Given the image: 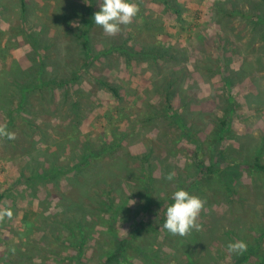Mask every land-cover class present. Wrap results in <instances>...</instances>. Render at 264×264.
I'll return each mask as SVG.
<instances>
[{
	"label": "rangeland",
	"instance_id": "rangeland-1",
	"mask_svg": "<svg viewBox=\"0 0 264 264\" xmlns=\"http://www.w3.org/2000/svg\"><path fill=\"white\" fill-rule=\"evenodd\" d=\"M132 2L137 16L109 36L92 20L102 0H0V125L22 84L53 81L27 93L15 114L17 145L0 138V210L12 211L0 220V264H101L112 236L129 245L116 264H231L245 253H229L228 243L255 238L264 251V173L247 167L255 156L264 164V0ZM145 41H158L164 58ZM90 148L101 157L79 172ZM199 164L236 178L225 189L213 176L189 192L204 201L200 229L177 240L161 217ZM52 165L65 172L33 178ZM142 168L153 175L149 195L133 176ZM77 201L87 208L72 213Z\"/></svg>",
	"mask_w": 264,
	"mask_h": 264
},
{
	"label": "trees",
	"instance_id": "trees-1",
	"mask_svg": "<svg viewBox=\"0 0 264 264\" xmlns=\"http://www.w3.org/2000/svg\"><path fill=\"white\" fill-rule=\"evenodd\" d=\"M174 8H176L174 6ZM81 38V47L84 49V54H85V57L84 59H87L88 56H91V47L89 45V40H88V33L85 29H83L81 31V34L79 36ZM36 39H38V36H36ZM39 40V39H38ZM37 40V41H38ZM37 41H34L35 44ZM146 42V43H145ZM144 44H143V47L144 48H148V50L146 51L147 53H153V55L156 57V58H160V59H163L165 54L167 53V51L163 50V46L159 44V42L157 41L156 43L155 42H152V41H145ZM153 43V45H152ZM38 44V42H37ZM121 51L123 50V46L120 48ZM106 52H101V54H104ZM146 53V54H147ZM41 70V71H40ZM42 68L39 69L38 74L41 75L42 74ZM72 73H77V72H72ZM78 78L77 75H75L74 77H70L68 81H64L62 84H69L71 82H74L76 81ZM37 81L36 82H28L27 85L26 84H22L23 86H21V91H22V94H21V99L19 101V104L17 107H14V108H10L9 111H8V114H7V120H5V122L3 123V125H6L7 126V129L9 131L12 132V129H13V125H15V114L19 113V111L22 109L21 107H24L25 106V103L27 101V93H29L31 90H35V89H39V88H42V87H47L50 83H53V81H48L46 79H43V77H40L38 76V78L35 80ZM69 82V83H68ZM103 85L108 89L110 90L112 93H113V96L117 99H119L120 95H119V91H118V88L117 86H114L110 83H107V82H102ZM61 84V85H62ZM14 87L16 88L17 87V83L16 84H12L11 87ZM20 86V85H19ZM166 101H167V104L164 105V107H161L160 109L162 110L161 112H166L168 113V111L170 109H172V106L168 105V101H170V96H169V93L166 94ZM74 105H76V102L73 103ZM154 114V113H153ZM152 114V115H153ZM172 117V120H174V115L171 116ZM220 126H223L225 125V122L224 120L220 121ZM184 127V126H182ZM221 128V127H219ZM183 132H186L188 131L186 128H183ZM224 130V129H222ZM55 132V131H54ZM185 134V133H184ZM61 136V133L59 131H56L55 132V135L54 136ZM68 135V134H67ZM216 135L218 137H222V131L219 130L218 132H216ZM56 136V137H57ZM5 139L8 143L11 142L13 145H17V143L15 142V139L14 140H7L6 138H3ZM198 146V145H197ZM111 147H107L105 146V151L108 152V150L110 149ZM74 149V148H73ZM100 156V153L98 151H94L90 148L89 151H87L83 157L81 158V160H79V164L76 166V169L79 171V172H85L84 169L86 168H90L91 167V164L93 161H96ZM150 155L149 153L145 154L144 156H142V161H141V165L144 164L146 161H148L150 159ZM260 158L258 156H255V158L253 159V162L252 164H247V167L249 169H255V170H260L264 173V164L260 163L259 160ZM201 167H200V172H199V177H197V179H194L193 182H191V184L187 187V191L188 192H191L193 190V188H200L201 186H206V184H209V181H211L212 177L213 176H217L219 175L220 176V183H219V186H222L224 187L225 189H228V183L229 182H234V177L236 178V175H234V169H220V168H215L213 166H203L202 164H199ZM150 169V168H149ZM144 170L143 168L141 169V171ZM46 171V174L44 173H38L35 171L36 175L33 176V178H36L37 180H40L41 181H45L47 179H56L57 176L60 174L61 175V172H65V170L63 168H57L56 166L52 165L50 168H48L47 170H44ZM150 171V170H148ZM134 176V179L135 178H138L140 181H142V183L144 184V188L145 191L147 192V194L145 195H149V194H152L153 192L156 191L155 187H154V181H153V178H152V173H148V172H145L142 171L139 176L138 175H133ZM32 177H30L29 180H32L33 179ZM133 178V177H132ZM230 191V190H229ZM230 193L232 195H234L235 191L232 190L230 191ZM3 195L4 194H1L0 195V202L3 198ZM69 206H73L74 208L72 209V213L74 212H77V211H83L85 208H87L86 204L83 203L82 201H77V202H73L71 203ZM73 218V217H72ZM74 219V218H73ZM162 219V222L163 220L165 221V218L161 217ZM81 220V219H80ZM79 220V221H80ZM78 221V222H79ZM148 225H151L150 222L149 223H142V227H146ZM83 227V225L80 223L78 224L77 226V229L81 230ZM139 231V230H138ZM83 232V231H82ZM259 232H261V236H264V227H261L259 229ZM197 236V235H196ZM200 236V235H198ZM179 239V236L177 237V240ZM261 238L257 239L255 238L256 242L255 244H248L247 245V250L244 252L245 254L242 256V257H239V258H236L235 260L233 259L232 263L231 264H246L245 261H248L250 260L251 261V256H254L256 255L257 256V261H255L256 264H264V251L261 247V243H260V240ZM190 241H193V237L190 236L189 238ZM195 240H197V237L195 238ZM199 240V239H198ZM111 241L113 242V247L111 248V252H108L107 253V256L105 257V260L101 263V264H116V262L118 261L117 259L119 257H122L126 254V250L128 249V239L127 238H124V239H119L117 236H112L111 237ZM83 242V241H82ZM80 248L82 249V245H80ZM137 249L139 251H141L140 248L137 247ZM152 253V252H151ZM152 255L154 256V258L156 257V255H154L152 253ZM126 258V257H124ZM145 264H147L145 262Z\"/></svg>",
	"mask_w": 264,
	"mask_h": 264
},
{
	"label": "clouds",
	"instance_id": "clouds-1",
	"mask_svg": "<svg viewBox=\"0 0 264 264\" xmlns=\"http://www.w3.org/2000/svg\"><path fill=\"white\" fill-rule=\"evenodd\" d=\"M138 12L139 7L132 0H102L99 11L94 14L92 20L104 33L113 36L120 31L121 25L130 24ZM0 138L11 141L15 139V133L9 131L6 125H0ZM173 176V173H169L165 178L172 180ZM171 199L173 202L166 209L163 227L170 234L181 237L193 229L199 230L200 225L196 220L204 206V201L183 189L175 191ZM5 217L9 219L12 217L10 209L0 210V220ZM227 250L229 253L243 254L247 250V244L244 241L230 242Z\"/></svg>",
	"mask_w": 264,
	"mask_h": 264
}]
</instances>
